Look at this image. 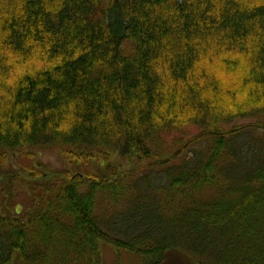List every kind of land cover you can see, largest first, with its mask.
Listing matches in <instances>:
<instances>
[{"label":"trees","instance_id":"16d2710c","mask_svg":"<svg viewBox=\"0 0 264 264\" xmlns=\"http://www.w3.org/2000/svg\"><path fill=\"white\" fill-rule=\"evenodd\" d=\"M49 152L0 264H264V0H0V165Z\"/></svg>","mask_w":264,"mask_h":264},{"label":"rangeland","instance_id":"374dc122","mask_svg":"<svg viewBox=\"0 0 264 264\" xmlns=\"http://www.w3.org/2000/svg\"><path fill=\"white\" fill-rule=\"evenodd\" d=\"M9 158H11L7 163L0 165V171L7 170V171H15V172H21L19 177H21V180L16 181L15 183V204L18 206V210H22L24 207H26L30 201H31V192H30V185H29V179L26 176V171H28L30 168L37 166V162H41V164L44 166V169H42L41 166H39V170H45L46 173H58L61 171H75L74 165L69 164L66 160L62 159L60 155L57 152H49L46 154H40L37 156V160L34 161V159L27 155V154H18L15 157H12V154H9ZM101 170V169H100ZM81 173V172H79ZM19 174V173H18ZM82 174V173H81ZM34 176V175H32ZM34 178V177H32ZM1 181V180H0ZM32 182H36L31 180ZM4 182L1 183V185ZM39 183L38 181L36 182ZM39 190H36L35 194H38L37 197L43 194L42 187L37 186ZM4 192H0V206L6 201V195H3ZM105 256L107 258V261L109 264H113L115 262L114 255L109 249H106Z\"/></svg>","mask_w":264,"mask_h":264},{"label":"bare ground","instance_id":"6f19581e","mask_svg":"<svg viewBox=\"0 0 264 264\" xmlns=\"http://www.w3.org/2000/svg\"><path fill=\"white\" fill-rule=\"evenodd\" d=\"M18 173L22 175L21 172H18ZM26 176H27L28 179H29V185H30V187H33L34 185H36V182H37L36 177L31 176V174H30L29 172H27V171H26ZM32 177H34V178H32ZM31 180L36 181V182H32Z\"/></svg>","mask_w":264,"mask_h":264}]
</instances>
